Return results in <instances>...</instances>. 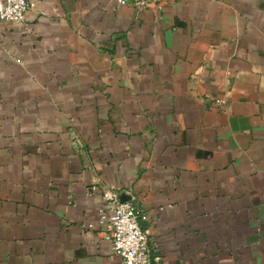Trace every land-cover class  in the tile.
Here are the masks:
<instances>
[{
    "label": "crops",
    "instance_id": "obj_1",
    "mask_svg": "<svg viewBox=\"0 0 264 264\" xmlns=\"http://www.w3.org/2000/svg\"><path fill=\"white\" fill-rule=\"evenodd\" d=\"M102 189L148 213L157 264H264V0H32L4 22L0 264H122Z\"/></svg>",
    "mask_w": 264,
    "mask_h": 264
},
{
    "label": "built area",
    "instance_id": "obj_2",
    "mask_svg": "<svg viewBox=\"0 0 264 264\" xmlns=\"http://www.w3.org/2000/svg\"><path fill=\"white\" fill-rule=\"evenodd\" d=\"M32 0H0V34L3 24L20 23ZM145 7L150 0H118ZM97 185L91 184L86 195L90 196ZM104 203L97 206L98 224L103 228L104 238L110 243L111 250L118 254L122 264H157L161 255L149 244L150 226L144 224L149 219L146 212L138 209L131 201L120 200L117 193L102 189ZM108 208L109 211L106 210ZM92 226V223H88Z\"/></svg>",
    "mask_w": 264,
    "mask_h": 264
}]
</instances>
